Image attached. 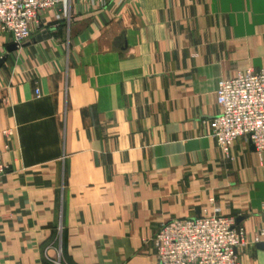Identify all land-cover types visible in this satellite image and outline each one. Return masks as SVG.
<instances>
[{
  "label": "crops",
  "instance_id": "crops-1",
  "mask_svg": "<svg viewBox=\"0 0 264 264\" xmlns=\"http://www.w3.org/2000/svg\"><path fill=\"white\" fill-rule=\"evenodd\" d=\"M36 21L13 52L0 36V264H157L159 228L204 214L264 230V153L225 158L209 125L218 82L264 68V0H67Z\"/></svg>",
  "mask_w": 264,
  "mask_h": 264
},
{
  "label": "built area",
  "instance_id": "built-area-1",
  "mask_svg": "<svg viewBox=\"0 0 264 264\" xmlns=\"http://www.w3.org/2000/svg\"><path fill=\"white\" fill-rule=\"evenodd\" d=\"M66 2L0 0V36L9 35L18 48L29 40L38 12ZM216 103L220 112L210 120V134L223 156L230 159L232 144L242 139L260 157L264 153V68L246 69L230 79L220 80ZM0 135L8 138L10 132L0 128ZM1 157L0 152V178L6 171ZM150 242L157 264H241L238 249L264 242V230L247 242L244 227L236 224L233 217L204 214L163 224Z\"/></svg>",
  "mask_w": 264,
  "mask_h": 264
},
{
  "label": "water",
  "instance_id": "water-1",
  "mask_svg": "<svg viewBox=\"0 0 264 264\" xmlns=\"http://www.w3.org/2000/svg\"><path fill=\"white\" fill-rule=\"evenodd\" d=\"M17 49V45L15 43H11L9 45H7L5 47V51L6 53H10L13 52ZM5 61V56H1L0 57V66L3 64V62ZM250 150L254 151V147L252 145L249 144ZM238 222V221H237ZM256 248L259 250H263L264 249V243H259L256 245Z\"/></svg>",
  "mask_w": 264,
  "mask_h": 264
}]
</instances>
